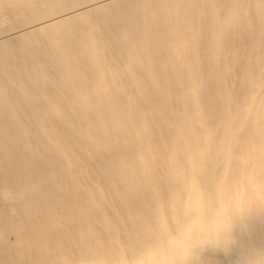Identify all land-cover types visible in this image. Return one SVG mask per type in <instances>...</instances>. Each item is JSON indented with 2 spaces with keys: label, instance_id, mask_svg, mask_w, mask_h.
<instances>
[{
  "label": "bare ground",
  "instance_id": "6f19581e",
  "mask_svg": "<svg viewBox=\"0 0 264 264\" xmlns=\"http://www.w3.org/2000/svg\"><path fill=\"white\" fill-rule=\"evenodd\" d=\"M0 264H264V0H0Z\"/></svg>",
  "mask_w": 264,
  "mask_h": 264
},
{
  "label": "clouds",
  "instance_id": "9594fccd",
  "mask_svg": "<svg viewBox=\"0 0 264 264\" xmlns=\"http://www.w3.org/2000/svg\"><path fill=\"white\" fill-rule=\"evenodd\" d=\"M221 243L224 245L225 248H227L228 245H230L231 240L226 238Z\"/></svg>",
  "mask_w": 264,
  "mask_h": 264
}]
</instances>
